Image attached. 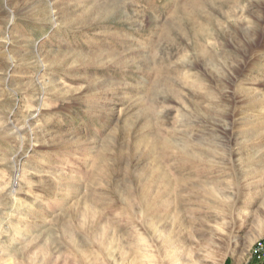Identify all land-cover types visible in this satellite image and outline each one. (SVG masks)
Segmentation results:
<instances>
[{"label": "rangeland", "instance_id": "obj_1", "mask_svg": "<svg viewBox=\"0 0 264 264\" xmlns=\"http://www.w3.org/2000/svg\"><path fill=\"white\" fill-rule=\"evenodd\" d=\"M0 264H264V0H0Z\"/></svg>", "mask_w": 264, "mask_h": 264}, {"label": "built area", "instance_id": "obj_2", "mask_svg": "<svg viewBox=\"0 0 264 264\" xmlns=\"http://www.w3.org/2000/svg\"><path fill=\"white\" fill-rule=\"evenodd\" d=\"M259 257L261 258L262 257V254H260Z\"/></svg>", "mask_w": 264, "mask_h": 264}]
</instances>
